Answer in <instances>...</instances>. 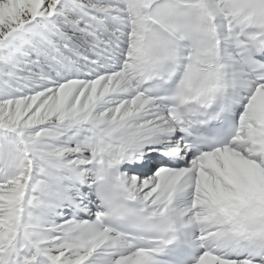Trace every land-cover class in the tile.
Listing matches in <instances>:
<instances>
[{"label": "snow or ice", "instance_id": "obj_1", "mask_svg": "<svg viewBox=\"0 0 264 264\" xmlns=\"http://www.w3.org/2000/svg\"><path fill=\"white\" fill-rule=\"evenodd\" d=\"M0 264H264V0H0Z\"/></svg>", "mask_w": 264, "mask_h": 264}]
</instances>
